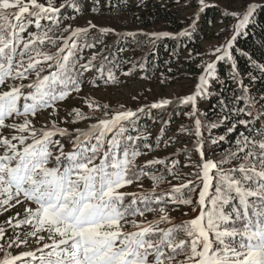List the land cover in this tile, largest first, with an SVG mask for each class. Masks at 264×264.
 <instances>
[{
  "label": "snow or ice",
  "instance_id": "snow-or-ice-1",
  "mask_svg": "<svg viewBox=\"0 0 264 264\" xmlns=\"http://www.w3.org/2000/svg\"><path fill=\"white\" fill-rule=\"evenodd\" d=\"M64 7L57 8L55 0H0V215L21 207L23 213L5 223L27 229L6 239L0 226V264H264V132L259 138L243 136L237 149L218 161L204 159L197 145L200 163L185 165L194 168L195 179L168 181L169 190L157 191L165 177L149 169L165 161L138 166L137 158L146 153L137 141L148 137L130 134L133 118L144 108L110 113L108 105L85 99L89 112L72 108L60 118V105L81 91V77L100 54L81 63L78 53L96 44L81 45L75 38L97 26L60 29ZM256 7L246 6L237 31ZM214 68L207 65L210 76ZM109 79L115 81L111 73ZM199 79L196 93L178 101L193 105L190 117L207 84L203 75ZM93 118L85 128L60 127ZM194 123L199 137L201 122ZM178 163L172 161L173 168ZM225 164L233 166L225 170ZM173 168L168 172L183 179ZM145 179L154 182L150 191ZM133 185L137 191H128ZM194 203L195 216L178 222L171 216L175 206ZM33 241L32 251L2 255L5 244L12 249Z\"/></svg>",
  "mask_w": 264,
  "mask_h": 264
},
{
  "label": "trees",
  "instance_id": "trees-1",
  "mask_svg": "<svg viewBox=\"0 0 264 264\" xmlns=\"http://www.w3.org/2000/svg\"><path fill=\"white\" fill-rule=\"evenodd\" d=\"M61 4L65 7L59 13L60 29L69 25L72 29H84L89 27V22L97 26L89 29L86 36L75 38L81 45L96 44V47L78 53L81 63L91 59L93 53H100L93 61L95 67L81 77L79 96L87 89L121 86L128 82L156 84L163 88L185 82L189 84L188 89H192L190 95H194L200 84L199 78L203 75L207 80L202 94L197 97L194 117L186 115L193 111V105L179 103L184 98L181 96L160 108H151L153 103L129 108H144V112H138L133 118L135 130L130 132L134 136L148 137L137 141L140 150L146 153L137 158V165L143 166L145 161L152 159L165 161L149 169L155 175L165 177L157 191L169 190L168 181L179 185L195 179L194 168L185 167L190 161L200 163L196 150L198 138L194 134L195 119L201 122L202 152L209 161L221 160L235 151L243 136L259 138V133L264 132V116H261L264 114V0H203V3L200 0H55L57 8ZM249 4L257 5L256 10L249 23L237 31L236 24ZM194 7H199L198 12H189ZM99 29L114 31L103 33ZM63 35L68 36L70 32ZM232 37L235 39L228 48ZM51 50L55 51L54 48ZM209 63L215 65L211 76L206 71ZM109 73L115 77L114 82L109 79ZM76 95L73 93L62 102L67 106L63 108L66 115L71 106L81 108L79 103L71 105L78 100L71 101ZM123 110L127 109L109 106L110 113ZM89 111L87 107L83 112ZM258 116L261 118L257 119ZM89 122H95V118ZM61 125L75 127L69 123ZM125 125L130 126V122ZM182 126L188 131L181 132ZM169 138L171 142L165 144ZM145 144L152 145L151 149L145 148ZM172 161L179 162L175 168ZM240 162L234 161L237 165ZM232 166L225 164L224 168L227 170ZM169 168L183 179H176L168 172ZM187 173L193 175H185ZM143 183L149 191L154 186L148 179ZM127 190L137 191L135 185ZM195 199L193 194L194 202ZM194 206L195 203L175 206L176 210L170 214L177 222L186 220L194 215Z\"/></svg>",
  "mask_w": 264,
  "mask_h": 264
},
{
  "label": "rangeland",
  "instance_id": "rangeland-1",
  "mask_svg": "<svg viewBox=\"0 0 264 264\" xmlns=\"http://www.w3.org/2000/svg\"><path fill=\"white\" fill-rule=\"evenodd\" d=\"M40 2H44V0H40ZM199 7H194L189 10V12L197 13ZM189 84H179L176 86H166L161 87L159 85L154 84H147L143 82H128L124 83L121 86H112V87H101L98 89H87L82 92L79 96L77 94L75 97L71 98V101H74L71 105H79L81 106L82 111L87 110V105L85 104V99H92L96 103H103L104 105H108L113 109H129L134 107H141L145 106L149 103H155L161 100H172L178 96L185 97L190 96L192 93V89H188ZM79 101V102H78ZM70 106V104H68ZM121 105L123 108H121ZM66 105L62 104V110L59 112L60 118L65 117L64 107ZM67 107V106H66ZM72 108H79V106H71L69 109ZM114 113V112H111ZM43 123V120L40 121ZM91 122L89 121H81L78 126L70 124L71 126H75V128H85ZM60 127H64V125L60 124ZM69 131H71L74 127H67ZM17 212L23 213V209L21 207H17L16 209L6 212L3 215H0V226L5 227L7 230L5 232V238L14 237L17 232H22L27 230L24 229H8L10 228L5 222L8 220L10 216H15ZM6 214V215H5ZM5 215V216H4ZM3 243V241H0ZM24 247V248H23ZM36 247L34 241L31 242L29 245H22L20 248H12L8 249L7 245L5 244L6 251L2 253V255H7L11 251V255H15L16 253L19 254L20 250L22 249L23 252L32 251L33 248Z\"/></svg>",
  "mask_w": 264,
  "mask_h": 264
}]
</instances>
